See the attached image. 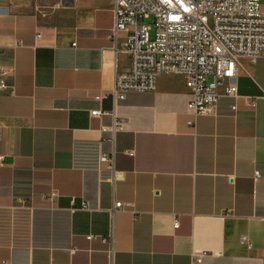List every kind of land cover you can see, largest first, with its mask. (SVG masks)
Wrapping results in <instances>:
<instances>
[{
  "label": "crops",
  "instance_id": "1",
  "mask_svg": "<svg viewBox=\"0 0 264 264\" xmlns=\"http://www.w3.org/2000/svg\"><path fill=\"white\" fill-rule=\"evenodd\" d=\"M113 4L0 0V264H263L264 54L209 115L179 75L115 101Z\"/></svg>",
  "mask_w": 264,
  "mask_h": 264
},
{
  "label": "built area",
  "instance_id": "2",
  "mask_svg": "<svg viewBox=\"0 0 264 264\" xmlns=\"http://www.w3.org/2000/svg\"><path fill=\"white\" fill-rule=\"evenodd\" d=\"M113 14L111 37L126 34L131 63L127 72L116 75L112 92L115 101L129 93L155 92L161 76L179 75L185 79L190 95V114L194 118L209 115L216 110L225 82V95L238 97L232 81L239 60L256 62L264 54L261 0H114ZM36 38L40 40L41 33ZM5 74L0 66V92L7 89ZM104 97L102 94L98 99ZM104 115L109 114L91 112L93 117ZM112 116L113 132L123 131L125 121L114 113ZM189 125L194 126V122ZM2 162L0 156V166ZM100 162L112 163L113 158L103 155ZM56 197L53 192L49 200ZM123 207L121 202L115 204V209ZM241 241L250 248L247 237ZM192 264H203V255L193 253Z\"/></svg>",
  "mask_w": 264,
  "mask_h": 264
},
{
  "label": "rangeland",
  "instance_id": "3",
  "mask_svg": "<svg viewBox=\"0 0 264 264\" xmlns=\"http://www.w3.org/2000/svg\"><path fill=\"white\" fill-rule=\"evenodd\" d=\"M261 5H262L263 8H264V0H261Z\"/></svg>",
  "mask_w": 264,
  "mask_h": 264
}]
</instances>
